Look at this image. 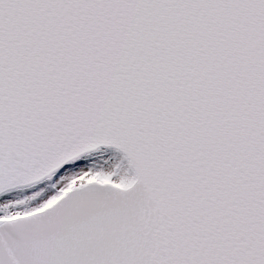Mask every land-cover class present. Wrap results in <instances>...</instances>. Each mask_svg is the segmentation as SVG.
<instances>
[{
  "label": "snow or ice",
  "instance_id": "1",
  "mask_svg": "<svg viewBox=\"0 0 264 264\" xmlns=\"http://www.w3.org/2000/svg\"><path fill=\"white\" fill-rule=\"evenodd\" d=\"M0 264H264V0H0Z\"/></svg>",
  "mask_w": 264,
  "mask_h": 264
}]
</instances>
